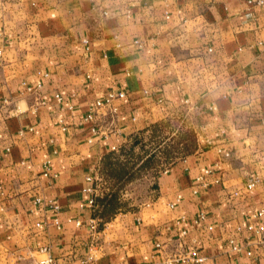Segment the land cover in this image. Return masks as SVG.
<instances>
[{"label": "crops", "instance_id": "obj_1", "mask_svg": "<svg viewBox=\"0 0 264 264\" xmlns=\"http://www.w3.org/2000/svg\"><path fill=\"white\" fill-rule=\"evenodd\" d=\"M118 91L93 133L82 115ZM181 111L194 149L144 202L104 212L88 176ZM260 227L264 6L0 0V264H80L92 242L95 264H264Z\"/></svg>", "mask_w": 264, "mask_h": 264}, {"label": "rangeland", "instance_id": "obj_2", "mask_svg": "<svg viewBox=\"0 0 264 264\" xmlns=\"http://www.w3.org/2000/svg\"><path fill=\"white\" fill-rule=\"evenodd\" d=\"M180 113L166 126L134 138L95 170L96 189L107 203L104 212L125 211L144 202L153 194L155 177L194 149V133L187 127L186 113Z\"/></svg>", "mask_w": 264, "mask_h": 264}, {"label": "built area", "instance_id": "obj_3", "mask_svg": "<svg viewBox=\"0 0 264 264\" xmlns=\"http://www.w3.org/2000/svg\"><path fill=\"white\" fill-rule=\"evenodd\" d=\"M247 2L250 5H257V6H262V7L264 6V0H247ZM124 94L125 93L123 91H118L117 93L110 92L107 95V97H105L104 99H98L95 102V104L93 105V107L82 115L80 121L81 122L95 123V125L92 127V132L93 133L98 132L99 127H98L96 121H97V116H98L99 111L103 107L109 106L111 113L115 114L117 108L115 106H112L111 102L114 98L124 97ZM55 96H56L57 100H59V101L61 100V97L59 95H55ZM67 108L70 111V114L74 115L73 106L71 104H69V105H67ZM88 179L94 183L95 176H88ZM259 180L260 179L257 176L250 178L246 183V187L252 188L256 183H258ZM95 189H96V185H92V187L90 188V191H92L94 193V195H95ZM89 204L90 205L95 204V197L91 198L89 200ZM53 207L56 208V205H54ZM203 217H204V215L201 213L199 216V219H202ZM53 223L55 225L59 226V221L57 219H54ZM77 224H79V222H77ZM248 227L252 228V225H249ZM95 229H96L95 225L94 224L91 225V232L89 233V235L92 239H95L94 238ZM259 230H260L259 232H264V227H260ZM94 249H95V244L92 242V243H90V247L88 249L87 255L80 261V264H95V257H96L95 254L96 253H95ZM248 253L250 254L251 252H248ZM181 258H183V257H181V256L172 257V258L166 259L164 261V263H161V264H174V262L180 260ZM27 264H60V263H59L58 259H56L50 255H46V256L41 257V258L32 259Z\"/></svg>", "mask_w": 264, "mask_h": 264}, {"label": "clouds", "instance_id": "obj_4", "mask_svg": "<svg viewBox=\"0 0 264 264\" xmlns=\"http://www.w3.org/2000/svg\"><path fill=\"white\" fill-rule=\"evenodd\" d=\"M24 109V105H21V110H23Z\"/></svg>", "mask_w": 264, "mask_h": 264}]
</instances>
